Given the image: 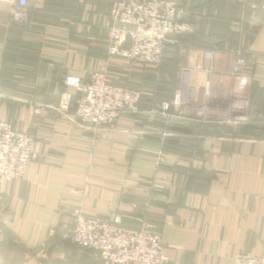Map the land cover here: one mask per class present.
<instances>
[{
	"label": "crops",
	"instance_id": "0c3cea01",
	"mask_svg": "<svg viewBox=\"0 0 264 264\" xmlns=\"http://www.w3.org/2000/svg\"><path fill=\"white\" fill-rule=\"evenodd\" d=\"M116 1L27 0L24 23L0 7V121L32 135L38 155L22 179L0 188V264H95L94 252L70 239L71 214L119 216L120 226L137 229L133 217L148 198L149 226L168 264L264 258V16L249 23L262 0H177L194 32L176 38L175 54L148 74L108 54ZM238 36L257 56L245 92L249 123L216 135L154 111L172 100L176 65ZM99 69L115 84L153 88L142 94L141 115L124 116L113 129H88L75 117L72 88L61 108L64 78L86 80Z\"/></svg>",
	"mask_w": 264,
	"mask_h": 264
},
{
	"label": "built area",
	"instance_id": "2783aa9c",
	"mask_svg": "<svg viewBox=\"0 0 264 264\" xmlns=\"http://www.w3.org/2000/svg\"><path fill=\"white\" fill-rule=\"evenodd\" d=\"M2 4L9 6L13 21L25 22L27 0H0V7ZM261 12L264 0L251 7L249 23L255 25ZM181 16L177 0H117L110 13L108 54L137 67L159 66L177 36L194 32V27ZM241 29L239 26L238 31ZM194 56V63L182 60L178 64L176 89L172 100L162 103V109H174V114L183 120L196 119L220 132L244 126L251 118V104L245 92L254 78L256 54L238 36L223 50H202ZM63 83L79 94L75 117L88 129H113L126 114H142L138 108L141 90L116 85L104 69L91 71L86 80L66 76ZM63 97L61 108L65 109L70 93L64 92ZM161 136L168 138L171 133L165 131ZM35 146L32 135L15 131L0 121V188L24 177L27 167L38 158ZM91 150H95L94 144ZM151 200L145 201L140 215L133 217L139 224L137 229L120 226L119 216L106 219L73 212L72 243L93 251L96 264H168L161 237L147 222ZM233 264H264V258L241 254Z\"/></svg>",
	"mask_w": 264,
	"mask_h": 264
},
{
	"label": "trees",
	"instance_id": "16d2710c",
	"mask_svg": "<svg viewBox=\"0 0 264 264\" xmlns=\"http://www.w3.org/2000/svg\"><path fill=\"white\" fill-rule=\"evenodd\" d=\"M251 12V11H250ZM261 16H264V12H261V13H258V18L260 19L261 18ZM255 33V30H253L252 31V34H254ZM185 35V34H184ZM174 52V53H173ZM175 54V48L173 47V48H168L166 51H165V58L163 59V61H162V63L159 65V66H156V67H150V66H142V67H138V71L141 73V74H148V73H151V72H153L154 70H159V69H161L165 64H166V61L168 60V58H169V56H173V54ZM172 67V66H171ZM175 69H176V72H177V65L175 66ZM117 85H120V86H126V85H121V84H117ZM129 86H132V87H135V88H138V89H140L141 91H142V89H141V87H139V86H133V85H129ZM149 87V89H153L151 86H148ZM176 89V82H175V85H174V88H173V86H172V90L174 91ZM173 94H174V92H173ZM151 95V94H150ZM172 97H173V95H172ZM141 99H143V95L141 96V98H140V100ZM139 103H140V101H139ZM178 120H180V119H177L175 122H174V124H176V123H178ZM181 121H183V120H181ZM184 121H186V120H184ZM183 121V122H184ZM250 121V120H249ZM188 122V121H187ZM179 123H182V122H179ZM178 123V124H179ZM189 123H191V122H189ZM247 123H249V122H247ZM246 123V124H247ZM245 124V125H246ZM199 126H202V124L200 125V124H198ZM244 125V126H245ZM203 127V126H202ZM208 130H210L211 132H213L214 134H216V135H219L220 134V129H218L217 127H207V126H205ZM243 127V126H242ZM228 130H231V128H224L223 130H222V132L223 133H225V132H227ZM168 139H170V138H167V139H165V140H167V142H170ZM137 208H138V205H137ZM141 212V211H140ZM150 212V211H149ZM140 215V214H139ZM149 220H150V217H149V213H148V215H147V222H148V224H149ZM75 245V244H74ZM76 246V245H75ZM78 247V246H77ZM96 264V263H95Z\"/></svg>",
	"mask_w": 264,
	"mask_h": 264
},
{
	"label": "rangeland",
	"instance_id": "374dc122",
	"mask_svg": "<svg viewBox=\"0 0 264 264\" xmlns=\"http://www.w3.org/2000/svg\"><path fill=\"white\" fill-rule=\"evenodd\" d=\"M179 36H182V35H179ZM179 36H177L176 38H178ZM65 85V84H64ZM117 85V84H116ZM120 86V85H119ZM126 86H128V85H126ZM130 87H132V86H130ZM65 88H66V91H68L69 89L65 86ZM135 88V87H134ZM65 91V92H66ZM142 92V94H145L146 96L147 95H150L151 94V92H152V90L151 89H148V90H143V91H141ZM144 92V93H143ZM162 103H164V102H161L160 104H158L157 105V107H156V109L157 108H159L160 109V111H157V110H155L154 109V111H156V112H158V114H160V115H162V116H164V118H166V119H168V120H170V118H175L176 116H178L180 119H182L183 120V118H181L179 115H177V114H174V109H168V110H163L162 109ZM251 104V103H250ZM156 106V105H155ZM159 106V107H158ZM140 107V105L138 104V108ZM139 110H140V108H139ZM170 110V111H169ZM140 113H142V111L140 110L139 111ZM125 116H135L134 114H126ZM168 116V117H167ZM124 117V116H123ZM122 117V118H123ZM251 117V116H250ZM121 118V119H122ZM179 118H177V119H179ZM121 119H120V121H121ZM119 121V122H120ZM118 122V123H119ZM188 122H191V123H196V124H200L199 123V120H196V119H194V120H192V121H188ZM201 125V124H200ZM202 126L204 127V128H206L205 127V125L204 124H202ZM231 129H236V128H231ZM220 134H224L223 132H220ZM151 198H148V199H146V201H148V200H150ZM132 205V204H131ZM78 211H80V210H78ZM82 212V211H81ZM98 217H101V216H98ZM101 218H104V217H101ZM150 227V226H149ZM151 229V228H150ZM152 230V229H151ZM153 232H156V231H154V230H152ZM80 248V247H79ZM85 249V248H84ZM95 259V258H94Z\"/></svg>",
	"mask_w": 264,
	"mask_h": 264
}]
</instances>
